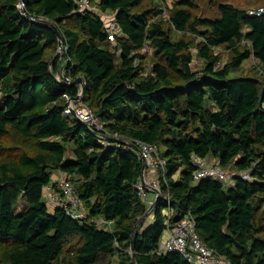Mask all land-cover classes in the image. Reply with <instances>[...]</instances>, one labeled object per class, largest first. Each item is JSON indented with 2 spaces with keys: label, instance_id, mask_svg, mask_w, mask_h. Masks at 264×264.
Here are the masks:
<instances>
[{
  "label": "trees",
  "instance_id": "16d2710c",
  "mask_svg": "<svg viewBox=\"0 0 264 264\" xmlns=\"http://www.w3.org/2000/svg\"><path fill=\"white\" fill-rule=\"evenodd\" d=\"M77 1L0 0V264H191L179 251L159 252L168 194L220 257L264 264V13L249 14L264 0H94L117 12L115 40L100 14L79 12ZM60 38L65 52L56 56ZM147 45L154 59L146 72ZM251 57L257 64L245 69ZM63 60L70 81L83 76L84 103L113 138L165 147L166 180L156 173L162 196L138 230L149 207L138 186L144 161L65 112V94L81 88L59 81ZM194 156L251 169L253 179L228 189L218 179L195 181ZM55 169L73 180L86 218L49 211L46 187L61 190ZM21 198L28 208L16 214ZM101 218L110 226L100 227Z\"/></svg>",
  "mask_w": 264,
  "mask_h": 264
},
{
  "label": "built area",
  "instance_id": "2783aa9c",
  "mask_svg": "<svg viewBox=\"0 0 264 264\" xmlns=\"http://www.w3.org/2000/svg\"><path fill=\"white\" fill-rule=\"evenodd\" d=\"M99 0H97L98 2ZM94 0H78L77 9L79 12L86 10H94L98 12L109 30V38L115 40L120 32L117 20L116 11H102L98 9L94 4ZM163 13H166V8L163 9ZM264 13V8L250 9L249 14L260 15ZM70 80V78H69ZM69 99L70 97L65 94ZM73 110L75 115L85 122L92 130L99 133L101 141L106 142L107 138L114 137L111 134L105 123L96 115L92 108L84 102L74 103ZM65 112L69 115L72 114V108L67 107ZM115 142L119 145L123 144L125 148H134L133 145L139 149V155L146 164L144 173L140 177L138 186L142 198L149 203L150 208L155 205V200L158 196V192H161L160 183L157 180L149 182L147 180V173H162L163 178L166 180L167 159L160 153V146L156 143L141 140L139 138L121 139L116 136ZM196 170L194 172V180L199 181L205 178H213L222 180L229 185H233L237 178H243L245 180H252L253 175L251 169L245 170H231L223 168L216 157L206 156H194L193 157ZM69 177L65 176L60 180V191L55 190L53 186H47L45 189V195L48 200L55 204L56 207H62L75 219L82 220L87 217V211L84 209L80 198L75 193L73 184L69 181ZM149 190L156 192V197L151 198ZM157 190V191H156ZM168 202V219L165 237L159 244V252L168 253L172 251L181 252L185 258L191 264H233L231 260L220 257L212 248H210L201 238L197 231V223L194 216L190 212L179 214L175 212L174 207L171 205L170 194L166 196ZM153 207V208H154ZM175 216H179L176 221ZM174 217L175 222L171 223L170 219ZM111 220L101 218L98 220L100 227H109Z\"/></svg>",
  "mask_w": 264,
  "mask_h": 264
},
{
  "label": "rangeland",
  "instance_id": "374dc122",
  "mask_svg": "<svg viewBox=\"0 0 264 264\" xmlns=\"http://www.w3.org/2000/svg\"><path fill=\"white\" fill-rule=\"evenodd\" d=\"M160 0H157V2H159ZM167 10V9H166ZM161 16L163 17L165 23L167 24V26H171L170 25V21H169V12L167 10L166 13H163L161 14ZM172 28V27H170ZM173 35L174 37L178 35V33H175L174 30H173ZM63 46V45H62ZM64 48V47H63ZM65 52V49L64 51H61V49H59V55H63ZM141 52L143 54V64L145 65V68H146V72L150 69V67L152 66V62H153V59H154V50L153 48L150 46V45H147L145 46L143 49H141ZM193 52L195 54V58H194V61H193V66L195 68H199L201 67V65L203 64L202 63V60H200L198 57H197V50L196 48L193 49ZM228 56L224 57L223 59V62H225L227 60ZM257 64V61L251 57L249 59H247L245 62H244V68L245 69H248L254 65ZM66 72V62L63 60V62H61L60 66H59V71H58V76L62 79V76L63 74ZM231 76L234 77V76H237V73L236 71L232 72L231 73ZM215 109V108H214ZM110 138H113V137H109L108 139ZM165 151V147L163 145H160V153L161 155H163ZM178 177V174L175 175V178ZM52 182L56 181V176H55V173L53 172V177H52ZM55 179V180H54ZM69 181L73 184V180L72 179H69ZM60 183V180L58 181ZM58 184V183H57ZM225 184V187L228 189L230 187V185L228 183H224ZM44 200L45 202L47 203V206H48V209L51 213H54L55 209H56V205L51 203L47 196L45 195L44 196ZM28 208V205H27V201L24 199V198H21L18 202V204L15 206L14 208V212L16 214H19V213H22L23 211H25L26 209ZM154 222V218L152 216H150L147 221H146V225H145V228L152 225ZM115 260V264H118V260L117 258H114Z\"/></svg>",
  "mask_w": 264,
  "mask_h": 264
},
{
  "label": "water",
  "instance_id": "95a60500",
  "mask_svg": "<svg viewBox=\"0 0 264 264\" xmlns=\"http://www.w3.org/2000/svg\"><path fill=\"white\" fill-rule=\"evenodd\" d=\"M21 7L23 8V1H22V3H21ZM49 24H51V23H49ZM54 29H55V31L60 35V32L58 31V29H57L56 27H55ZM60 49H61V51H64V48H63V46H62V40H61V38H60ZM58 55H59V51L57 52L56 56H58ZM57 77H58L59 81H60L61 83H63V84L70 83V84H79V85H80V88H81L80 92L78 93L77 96H73V97L69 98L68 101H67V105H68V107L72 108V114H73V116H74L77 120L82 121L79 117H77V116L75 115V110H73V104H74V103H81V102H84L85 94H86V88H85V82H84V78H83V76H79V77L76 78L75 80H71V81H70L68 75H67L66 72H65V73L63 74V76H62V79H61L59 76H57ZM82 122H83V121H82ZM84 123H85V122H84ZM85 124H86V123H85ZM113 139L115 140V138H110V140H113ZM133 146H134V148L139 152L138 147L135 146V145H133ZM145 167H146V164L144 163V169H145ZM156 191H157V190H156ZM157 192H158V196H157V198H156V200H155V205H157V204L159 203L160 198H161V196H162V193H161L160 191H157ZM153 207H154V205H152L150 208H148V210H147V212L144 214V216L141 217V219L139 220V224L136 226V230H138V228L140 227V225L142 224V222L146 219V217L148 216V214L152 211ZM178 219H179V216H175V220L177 221Z\"/></svg>",
  "mask_w": 264,
  "mask_h": 264
},
{
  "label": "crops",
  "instance_id": "0c3cea01",
  "mask_svg": "<svg viewBox=\"0 0 264 264\" xmlns=\"http://www.w3.org/2000/svg\"><path fill=\"white\" fill-rule=\"evenodd\" d=\"M169 2H171L172 0H168ZM261 7H263L264 8V6H261ZM260 6H259V8H261ZM254 9H258L257 7H254ZM54 173H55V176H56V181H54L53 183H58V185H59V180H61L63 177H65L66 176V174L64 173V172H62L61 170H58V169H55L54 170ZM156 173H153V172H148L147 173V180L149 181V182H152V181H154V180H156ZM55 180V179H54ZM50 186H53V184L52 185H50ZM151 192H150V197L152 198H155L156 197V192L154 191V190H150Z\"/></svg>",
  "mask_w": 264,
  "mask_h": 264
}]
</instances>
